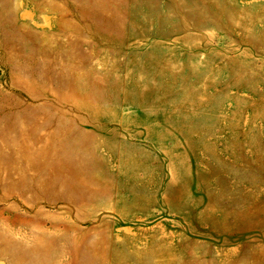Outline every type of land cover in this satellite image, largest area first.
Returning a JSON list of instances; mask_svg holds the SVG:
<instances>
[{
    "label": "rangeland",
    "instance_id": "374dc122",
    "mask_svg": "<svg viewBox=\"0 0 264 264\" xmlns=\"http://www.w3.org/2000/svg\"><path fill=\"white\" fill-rule=\"evenodd\" d=\"M0 264H264V0H0Z\"/></svg>",
    "mask_w": 264,
    "mask_h": 264
}]
</instances>
